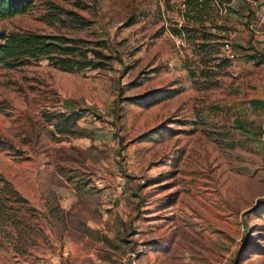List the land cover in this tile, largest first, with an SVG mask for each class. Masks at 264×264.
<instances>
[{"label": "rangeland", "instance_id": "374dc122", "mask_svg": "<svg viewBox=\"0 0 264 264\" xmlns=\"http://www.w3.org/2000/svg\"><path fill=\"white\" fill-rule=\"evenodd\" d=\"M182 1L0 19L104 64L0 66V264H264V0H212L205 41L171 33Z\"/></svg>", "mask_w": 264, "mask_h": 264}, {"label": "trees", "instance_id": "16d2710c", "mask_svg": "<svg viewBox=\"0 0 264 264\" xmlns=\"http://www.w3.org/2000/svg\"><path fill=\"white\" fill-rule=\"evenodd\" d=\"M213 2L212 0H183V7L179 10L183 24L177 28H171V33L176 36L185 33L189 38L188 33L193 32L192 37L197 34L202 41L215 38L216 34L211 32V29L219 28V26L215 24L218 11ZM32 3L33 0H0V19L23 14L31 7ZM200 39L199 41H201ZM87 51L79 50L75 42L58 35L28 31H0V66L3 68H14L41 59H45L51 65L65 71L94 69L104 65L100 61L94 62L87 58ZM89 51L93 55L98 54L95 50ZM255 59L256 63L264 61V58ZM225 60L227 61V59ZM156 95L159 97L154 98ZM148 97L152 98L145 105L157 103L169 95L158 91L148 95ZM6 204L7 200L0 196V219L5 220L7 217Z\"/></svg>", "mask_w": 264, "mask_h": 264}, {"label": "built area", "instance_id": "2783aa9c", "mask_svg": "<svg viewBox=\"0 0 264 264\" xmlns=\"http://www.w3.org/2000/svg\"><path fill=\"white\" fill-rule=\"evenodd\" d=\"M259 140L262 143V145L264 146V123L261 127L260 133H259Z\"/></svg>", "mask_w": 264, "mask_h": 264}]
</instances>
